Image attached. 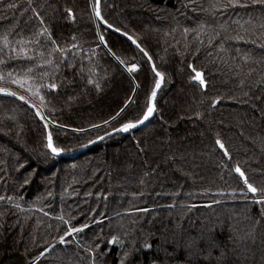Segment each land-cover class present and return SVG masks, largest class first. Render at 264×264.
Instances as JSON below:
<instances>
[{
  "label": "trees",
  "instance_id": "obj_1",
  "mask_svg": "<svg viewBox=\"0 0 264 264\" xmlns=\"http://www.w3.org/2000/svg\"><path fill=\"white\" fill-rule=\"evenodd\" d=\"M225 3L0 0V264H264V6Z\"/></svg>",
  "mask_w": 264,
  "mask_h": 264
},
{
  "label": "snow or ice",
  "instance_id": "obj_2",
  "mask_svg": "<svg viewBox=\"0 0 264 264\" xmlns=\"http://www.w3.org/2000/svg\"><path fill=\"white\" fill-rule=\"evenodd\" d=\"M249 2H250L251 5H257L258 4L260 6H264V0H245L244 3H241V0H227V3L222 4V5H219V6H222V7L226 8V9L229 8V7H235L237 5H239L242 8H247L249 6ZM29 3H31V0H29ZM98 5H99V0H95V5H94L95 14H96V16L100 17V19H103V16H101V13L99 11ZM216 6L217 5H213V7H216ZM67 11L70 14L72 13V10L71 9H68ZM35 15L37 17H39V13L38 12H36ZM41 22H43V21L41 20ZM105 23H107V21H105ZM109 27H111V25H109ZM201 27H203V26H201ZM261 27H264V23L261 24ZM116 30L119 31V29H116ZM187 31H188V29H185V32H187ZM42 32H47V29H42ZM49 35H50V33H49ZM125 35H127V33H125ZM101 39H103V37H101ZM231 39L242 40L243 37H241V36H235V37H231ZM53 43H55V41H53ZM261 47H264V45H261ZM117 59H119V58L117 57ZM149 59H151V57H149ZM190 67H192V70L195 73V75L192 77V79L195 80V81H198L200 83V85L207 87V83H206V81L204 79L203 73L201 71H197L195 69V67H193L191 65H190ZM135 68H136V65L133 64L132 67H131V69H129V71H132ZM9 75H11V74H9ZM156 75L157 76H160L161 74L157 72ZM0 79H3V77L0 76ZM12 82L13 83H21L20 80H13ZM159 86H160V81L157 80L156 87L159 88ZM56 87L57 86L55 84H49L48 85V88H56ZM0 92H2V93H9L12 96H16L17 95L16 92H11L10 89L4 88V87H0ZM155 96H156V92L154 90L151 93V97L149 98L148 107H147L146 112L144 113L143 118L136 120L134 123L131 122V121L130 122H127V123H124L121 126V129L123 131H128L130 129L135 128L138 124L143 123L145 120H147L153 114L154 105L152 104L151 101H152V99L155 98ZM19 98L21 100H25V97L24 96H20ZM33 107H36V106L33 105ZM41 119H43V117H41ZM105 123H107V121H105ZM47 140H48V147L51 149V151L54 154L63 151V149L56 148V147L53 146V143H52V133L51 132L48 133ZM216 143L220 146V148H222V149L225 150V153H227V149L225 148V145L220 140H217ZM235 171L237 173H239L241 177H244V183L247 185V189L249 191H251L252 193H258L259 192L261 194V199L258 202L264 203V188H257V187H254L253 184L249 183L248 182V179H247V177L245 175V173L241 170V168L239 166L236 167ZM79 231H81V229H79V228H72L71 229V232H79ZM66 235H68V233H66ZM63 239L64 238L61 237V240H63ZM113 242H115V237L113 238Z\"/></svg>",
  "mask_w": 264,
  "mask_h": 264
},
{
  "label": "water",
  "instance_id": "obj_3",
  "mask_svg": "<svg viewBox=\"0 0 264 264\" xmlns=\"http://www.w3.org/2000/svg\"><path fill=\"white\" fill-rule=\"evenodd\" d=\"M99 4H100V0H99ZM98 6H99V5H98ZM1 93H2V92H1ZM2 94H4V95L6 94V95H7V94H9V93H2ZM151 116H152V115H151ZM151 116H150L147 120H145L143 123L138 124V125H144V124H145V123L151 118ZM138 125H137V126H138ZM97 141H98V140H97Z\"/></svg>",
  "mask_w": 264,
  "mask_h": 264
},
{
  "label": "rangeland",
  "instance_id": "obj_4",
  "mask_svg": "<svg viewBox=\"0 0 264 264\" xmlns=\"http://www.w3.org/2000/svg\"><path fill=\"white\" fill-rule=\"evenodd\" d=\"M98 7H99V11H100V4H99V6H98ZM99 18H100V17H99Z\"/></svg>",
  "mask_w": 264,
  "mask_h": 264
}]
</instances>
